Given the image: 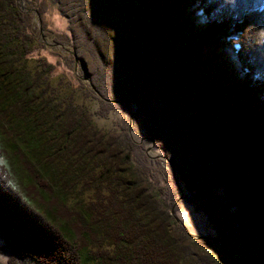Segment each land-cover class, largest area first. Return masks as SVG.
<instances>
[{
  "label": "trees",
  "instance_id": "trees-1",
  "mask_svg": "<svg viewBox=\"0 0 264 264\" xmlns=\"http://www.w3.org/2000/svg\"><path fill=\"white\" fill-rule=\"evenodd\" d=\"M34 1L0 0L6 264H264V0H49L83 96L102 117L127 115L111 134L71 95L57 97L50 64L26 67L34 36L19 3ZM139 130L155 159L131 140ZM160 163L168 186L152 180ZM51 183L81 184L94 200L49 210L33 196L53 194ZM178 183L212 237H191L171 215Z\"/></svg>",
  "mask_w": 264,
  "mask_h": 264
},
{
  "label": "rangeland",
  "instance_id": "rangeland-1",
  "mask_svg": "<svg viewBox=\"0 0 264 264\" xmlns=\"http://www.w3.org/2000/svg\"><path fill=\"white\" fill-rule=\"evenodd\" d=\"M22 11L31 16V31L34 36L32 53L28 56L26 67L29 70L39 68L41 59L52 66V70L48 76L49 85L56 90L59 99L72 96L73 104L79 106L84 111L91 115V122L105 134L118 133L120 128L127 123L126 113L115 110L110 111L105 117L98 114L99 100L92 97H84L78 80L81 77L79 68L75 61H71L73 53L67 46V25L64 18L57 12L49 0H35L33 5H25L19 3ZM44 8V14L40 19L36 14V9L39 5ZM38 18L40 22H38ZM42 24L44 29H42ZM194 24H199V19L194 20ZM211 47H204L200 52L205 53ZM74 59V58H73ZM83 87H89L85 80H81ZM132 112H135L136 107L131 105ZM130 138L136 144L145 142V152L148 160L155 159L160 150L155 149L154 143L151 140L145 139L147 136L139 130V132H129ZM168 167L164 163L153 166L152 180L156 186L170 185V176ZM54 193L47 194L41 191V187L37 188V193L33 196L36 204L47 209L53 207L55 201L63 204L65 208L74 211L84 210L89 202L94 200L93 190H87L81 187V184H73L69 187H63L57 192L55 184L51 183ZM176 200L174 203V212L171 215L176 219L178 224H182L188 230L191 237H212L213 232L207 224L204 215L196 206L190 204L188 199L190 194L177 185ZM60 189V188H59ZM2 242L0 241V264H6V257L2 254ZM96 246V245H95ZM101 250L106 249L105 245L99 247Z\"/></svg>",
  "mask_w": 264,
  "mask_h": 264
},
{
  "label": "water",
  "instance_id": "water-1",
  "mask_svg": "<svg viewBox=\"0 0 264 264\" xmlns=\"http://www.w3.org/2000/svg\"><path fill=\"white\" fill-rule=\"evenodd\" d=\"M38 22H40L39 18H38Z\"/></svg>",
  "mask_w": 264,
  "mask_h": 264
}]
</instances>
